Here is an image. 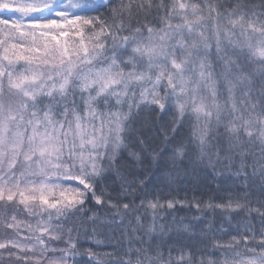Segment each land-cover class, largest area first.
<instances>
[{
    "label": "snow or ice",
    "instance_id": "obj_1",
    "mask_svg": "<svg viewBox=\"0 0 264 264\" xmlns=\"http://www.w3.org/2000/svg\"><path fill=\"white\" fill-rule=\"evenodd\" d=\"M0 264H264V0H0Z\"/></svg>",
    "mask_w": 264,
    "mask_h": 264
}]
</instances>
